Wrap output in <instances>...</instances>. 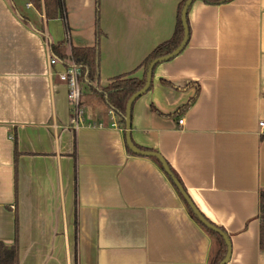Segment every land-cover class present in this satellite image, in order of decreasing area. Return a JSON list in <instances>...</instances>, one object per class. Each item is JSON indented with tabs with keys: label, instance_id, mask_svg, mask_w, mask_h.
Segmentation results:
<instances>
[{
	"label": "crops",
	"instance_id": "1",
	"mask_svg": "<svg viewBox=\"0 0 264 264\" xmlns=\"http://www.w3.org/2000/svg\"><path fill=\"white\" fill-rule=\"evenodd\" d=\"M180 2L64 0L47 20L29 0H0V241L13 244L17 219L20 264H207L211 238L163 164L129 151L119 115L87 86L76 129L66 65L49 61L51 44L95 45L98 20L101 87L141 77ZM188 24L185 48L132 104L131 139L228 233V264H264V0H194Z\"/></svg>",
	"mask_w": 264,
	"mask_h": 264
},
{
	"label": "trees",
	"instance_id": "2",
	"mask_svg": "<svg viewBox=\"0 0 264 264\" xmlns=\"http://www.w3.org/2000/svg\"><path fill=\"white\" fill-rule=\"evenodd\" d=\"M33 6L44 12L47 20L58 18L63 14L64 0H29ZM209 5H218L229 2L231 0H201ZM186 0H181L178 10V20L176 29L171 38L157 45L142 61L139 68H142V76H134L133 73L124 74L111 79L110 82L101 87L100 84V47L99 40L101 30L97 20V31H96V43L93 46L77 47L73 46L68 51L65 43L59 42L51 44V50L53 55L58 59L62 60L65 65L70 62H75L81 70V83L84 86L89 87L92 91L101 95V98L105 102L108 108L117 113L120 117V123L125 127V115L126 106L130 97L139 91L146 82V74L149 64L155 58L167 55L172 52L181 43L184 37V28L181 20V11ZM135 70V71H136ZM15 143V165L17 164V137H14ZM131 149H129L130 151ZM132 151V150H131ZM155 158V157H154ZM159 161L157 158H155ZM181 194V193H179ZM182 195V194H181ZM184 199V198H183ZM259 218L260 219V234L259 243L261 250L264 249V189L260 192L259 197ZM186 203V206L192 217L199 223V225L205 230V232L211 238V250L207 264H219L227 253V244L221 233H218L208 227H206L200 220L195 216L190 206ZM209 220V219H208ZM213 223V222H212ZM215 224V223H214ZM216 225V224H215ZM18 220L16 219L15 239L13 244H6L0 241V264H20V253H19V229ZM220 227V226H218ZM225 231L222 227H220ZM226 232V231H225ZM227 233V232H226Z\"/></svg>",
	"mask_w": 264,
	"mask_h": 264
},
{
	"label": "water",
	"instance_id": "3",
	"mask_svg": "<svg viewBox=\"0 0 264 264\" xmlns=\"http://www.w3.org/2000/svg\"><path fill=\"white\" fill-rule=\"evenodd\" d=\"M193 1L194 0H186L185 4L183 6V9L181 11L182 25H183V28L185 30L184 31V37H183L181 43L172 52L168 53L167 55L155 58L154 60L151 61V64H149V66H148L145 85L143 86V88H141L135 94H133V96L130 97V99L127 102L126 115H125V123H126L125 126L127 129L126 130V140H127L128 146H130L129 148H131V150L134 153L139 154V155L156 157L161 162V164H163L165 171L171 176V178L174 181L179 192L182 194L183 198L185 199L187 204L190 206V208L194 212L195 216H197V218L200 220V222L203 223L206 227H208V228H210V229H212L218 233H221V235L223 236V238L226 241L228 251H227L225 257L223 258V260L219 264H228V261L230 260L231 254H232V244H231V239H230V236L228 235V233H226L220 227H218L217 225L212 223L210 220H208L206 218V216L199 210V208L194 204V202L192 201L191 197L189 196V194L187 193V191L185 190V188L183 187V185L181 184L179 179L176 177V175L170 169L167 161L159 153H157L155 151H151V150L140 149L139 147L134 145V143L132 142V139H131L132 104L138 97H140V95H142L143 93H145L146 91L149 90L151 82L153 81L152 77H153V72H154L156 65L160 64L161 62H164V61L168 62V60L177 56L187 45V42L189 40V32H190L189 31V24H188V11H189V8H190L191 4L193 3Z\"/></svg>",
	"mask_w": 264,
	"mask_h": 264
},
{
	"label": "built area",
	"instance_id": "4",
	"mask_svg": "<svg viewBox=\"0 0 264 264\" xmlns=\"http://www.w3.org/2000/svg\"><path fill=\"white\" fill-rule=\"evenodd\" d=\"M49 61L51 65H55L60 60L56 56H51ZM81 74V68L73 61L66 65L63 70L58 72L60 80L65 82L68 87V98L71 105V116L74 127L76 129L81 128L80 126L84 122V111L81 105L84 85L80 80ZM183 121V119L179 120L181 124H183ZM260 124L261 126H264V121H262ZM112 126H116V124L113 123Z\"/></svg>",
	"mask_w": 264,
	"mask_h": 264
}]
</instances>
